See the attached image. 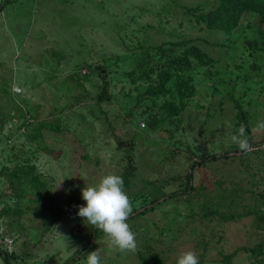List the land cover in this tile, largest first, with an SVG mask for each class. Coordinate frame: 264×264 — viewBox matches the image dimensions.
Listing matches in <instances>:
<instances>
[{"label":"rangeland","instance_id":"374dc122","mask_svg":"<svg viewBox=\"0 0 264 264\" xmlns=\"http://www.w3.org/2000/svg\"><path fill=\"white\" fill-rule=\"evenodd\" d=\"M219 3L0 0V235L13 239L10 264H84L94 250L102 264H176L186 251L198 264H264V45L253 44L263 26L246 13L232 34L209 28L202 15ZM167 61L178 78L150 96ZM182 79L192 88L184 105ZM241 127L247 150L232 139ZM211 154L227 155L188 178ZM108 174L129 197L131 250L93 237L76 215L80 190Z\"/></svg>","mask_w":264,"mask_h":264},{"label":"clouds","instance_id":"9594fccd","mask_svg":"<svg viewBox=\"0 0 264 264\" xmlns=\"http://www.w3.org/2000/svg\"><path fill=\"white\" fill-rule=\"evenodd\" d=\"M239 133L238 137L233 136L232 139L241 150H247L249 144L243 127ZM80 198L84 203L77 206L76 215L83 222L100 229L108 237L110 245L116 248H135V234L126 222L132 208L121 176L108 174L98 182L84 186L80 190ZM84 258V264H102L98 250L88 252ZM176 264H198V259L192 251H186L177 257Z\"/></svg>","mask_w":264,"mask_h":264},{"label":"trees","instance_id":"16d2710c","mask_svg":"<svg viewBox=\"0 0 264 264\" xmlns=\"http://www.w3.org/2000/svg\"><path fill=\"white\" fill-rule=\"evenodd\" d=\"M246 13H252L257 15L258 14V22L263 26V30L259 28L258 32L261 33V35L264 36V0H220L219 6L214 10L209 12L208 14L202 15V20L206 22V25L211 28V29H217L220 31H223L224 33L227 34H232L233 31L236 30L237 26L239 25V21L241 17L246 14ZM253 44L255 47L264 45V40L262 39H255L253 40ZM172 49L174 50L175 48H180V44H171ZM172 52V51H171ZM192 52V53H191ZM185 51L184 54H191L193 55L194 58L199 59V60H205L211 61V59L203 54L202 52H195V51ZM176 58V57H175ZM177 61L188 64L187 59L182 61L180 59H177ZM166 68L157 71V76H158V83L156 86H152L146 90V93L149 94L150 96H157V95H165L166 92L168 91L169 83L173 80H175L177 75L173 72L172 67L174 66L173 61H167L166 62ZM178 64V63H176ZM173 65V66H172ZM102 81V94L98 96V100L101 101L107 97V81L104 77L101 79ZM176 90L178 93L179 97V103L184 105L183 103V98L188 97L192 94V88L188 85L186 81L182 79V81H179L176 85ZM180 109V107H178ZM175 113H177V107L174 109ZM179 111V110H178ZM239 117L241 121L245 122L244 115L243 113H239ZM118 145H122L120 141H118ZM227 154L224 155H217V154H211V155H201L197 160L193 161L190 164V172L188 173V178H191L192 172L194 169L198 166H202L205 163L209 161H215L219 157H224ZM175 193L169 195L168 197H173ZM162 202H164L162 200ZM161 203L160 200H152L149 202L148 205H145L140 211V214L145 213L146 211H151L154 209L156 205ZM91 232L92 236H96L97 233H101L102 231L94 226L91 225ZM0 257L2 258L3 264H10V260L15 258V255L13 253L7 254L6 252L0 251ZM75 259H72L70 262L66 264H71L74 262Z\"/></svg>","mask_w":264,"mask_h":264},{"label":"built area","instance_id":"2783aa9c","mask_svg":"<svg viewBox=\"0 0 264 264\" xmlns=\"http://www.w3.org/2000/svg\"><path fill=\"white\" fill-rule=\"evenodd\" d=\"M0 244L2 245L1 248L8 252V253H12V246H13V239L10 238L9 236L7 235H3L1 234L0 235Z\"/></svg>","mask_w":264,"mask_h":264}]
</instances>
